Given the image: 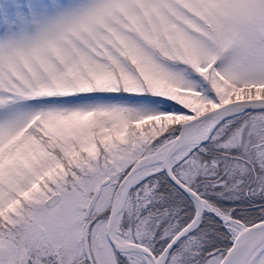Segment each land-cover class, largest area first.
Returning a JSON list of instances; mask_svg holds the SVG:
<instances>
[{"label":"snow or ice","instance_id":"snow-or-ice-1","mask_svg":"<svg viewBox=\"0 0 264 264\" xmlns=\"http://www.w3.org/2000/svg\"><path fill=\"white\" fill-rule=\"evenodd\" d=\"M0 264H264V0H0Z\"/></svg>","mask_w":264,"mask_h":264}]
</instances>
